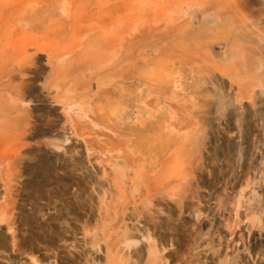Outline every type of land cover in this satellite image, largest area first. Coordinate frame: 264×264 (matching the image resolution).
<instances>
[{
	"label": "bare ground",
	"instance_id": "obj_1",
	"mask_svg": "<svg viewBox=\"0 0 264 264\" xmlns=\"http://www.w3.org/2000/svg\"><path fill=\"white\" fill-rule=\"evenodd\" d=\"M126 2L0 0V264L159 263L154 240L141 246L135 261L128 260L132 240L125 232L135 212L123 218L125 201L138 202L123 196L124 174V181L107 176L112 189L102 196L106 191L100 193L97 172L105 176L107 163L118 155L109 147L106 153L95 150L99 140L85 128L96 120L92 103L107 94L101 82L128 57ZM144 7L142 22L150 38L186 28L188 9L199 37L211 40L213 32L224 29L220 49L194 41L195 50L183 47L169 54L224 58L230 87L235 83L231 97L238 104L249 98L247 76L234 59L264 55V0H145ZM258 64L261 72L250 73L264 79ZM93 148L102 154L99 167L93 163L97 157H89ZM28 188L36 191L33 200L24 197ZM145 209L138 217L152 227L165 218L164 209Z\"/></svg>",
	"mask_w": 264,
	"mask_h": 264
},
{
	"label": "rangeland",
	"instance_id": "obj_2",
	"mask_svg": "<svg viewBox=\"0 0 264 264\" xmlns=\"http://www.w3.org/2000/svg\"><path fill=\"white\" fill-rule=\"evenodd\" d=\"M144 6L145 0L126 2L127 30L132 35L128 57L116 65L110 79L101 82L107 94L92 103L96 120L85 127L99 140L95 150L104 148L99 151L106 153L110 149L118 155L104 166L105 176L100 169L97 172L103 188L98 187L100 193L106 191L102 196L112 189L105 182L107 176L118 181L127 177L123 196L127 194L130 203L138 202L133 206L122 196L127 203L123 218L129 211L136 213L125 232L129 242L132 240L127 243V258L135 261L141 246L154 240L158 264H261L264 79L254 78L250 72H261L258 60L264 68V55L234 59L247 76L253 92L248 94H254L248 95L249 100L241 97L244 100L238 104L231 97L235 83L230 87L224 58L169 54L183 47L195 50L194 41L220 49L224 29L213 32L211 40L199 37L198 28L189 24L192 14L188 9L183 17L187 29H164L150 38L143 26ZM142 99L148 107L145 101L142 107ZM95 150L89 157H97L96 163L90 160L99 167L102 154ZM31 191L33 188L23 192L26 199L37 197ZM145 208L161 209L167 215L152 227L142 215L138 217ZM135 230L142 236L137 238Z\"/></svg>",
	"mask_w": 264,
	"mask_h": 264
}]
</instances>
